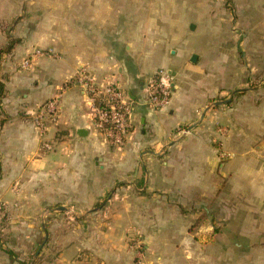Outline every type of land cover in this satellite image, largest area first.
Masks as SVG:
<instances>
[{
	"label": "crops",
	"instance_id": "obj_1",
	"mask_svg": "<svg viewBox=\"0 0 264 264\" xmlns=\"http://www.w3.org/2000/svg\"><path fill=\"white\" fill-rule=\"evenodd\" d=\"M188 1L0 0V31L8 30L0 40L19 39L0 60V202L12 220L0 235V264H134L136 252L123 244L133 228L149 244L144 264H264V84L237 96L205 78L193 89L185 84L182 73L205 74L204 49L223 44L202 0H191L197 15L189 28ZM235 5L244 59L264 62V16L257 38L251 18L239 15L242 1ZM198 26L209 42L191 49L187 37ZM47 48L59 57L15 70L28 52ZM152 56L158 68L148 65ZM80 68L136 102L123 148L94 130L84 90L71 82ZM159 70L170 73L171 102L152 111L143 89ZM54 98L57 122L41 133L34 112ZM202 212L216 231L209 248L151 244L177 237L173 221Z\"/></svg>",
	"mask_w": 264,
	"mask_h": 264
},
{
	"label": "rangeland",
	"instance_id": "obj_2",
	"mask_svg": "<svg viewBox=\"0 0 264 264\" xmlns=\"http://www.w3.org/2000/svg\"><path fill=\"white\" fill-rule=\"evenodd\" d=\"M242 1V11L241 8L238 9L239 15L247 18H251L253 24L255 25V34L258 36L261 35L260 29L262 28V18H263V10L264 6H261V3L264 2V0H241ZM204 9L207 11L206 15L209 16L212 20H215L214 22L219 24L222 27V31L220 33V40L221 45H218L216 47L214 46H207L206 49H204V52L202 53L204 56H206V61L202 62V71L205 74H201L197 76L195 73H190L189 71L186 73H182V78L186 80H182L189 85L188 87L194 88L196 84L200 82L201 79H208L209 80V88L212 86L210 83L213 82L214 86H217V88L222 91H226L228 96H231L232 94L234 96H237L238 93L241 91V88H256L257 86H260L264 84V62L258 61L256 58L258 56L255 55L254 61H247L244 59V47L243 44V32L242 30H236V26L233 29L237 17L235 15L236 12V5L235 0H202ZM194 1L192 2L189 0L186 4V13H184V19L187 24H189V28L191 29V25L194 26L196 19L195 10H194ZM245 14H243V13ZM248 21V20H247ZM203 22L206 23V27L209 32V27H211L210 23L211 20H209L206 16L203 17ZM264 25V24H263ZM207 29L200 34V27H197V31H193L189 36L187 37V41L190 43L191 49H196L204 46L205 43L208 41L210 35L207 33ZM8 30L0 31V34H4L3 32H7ZM235 31V32H234ZM236 34L234 37V43L231 39V36ZM241 34V35H240ZM4 36V35H3ZM13 40L17 41L19 44L18 38H12ZM239 39V41H238ZM9 41H3L0 40V60L7 55H10L11 52L14 50H11L9 53H5V49L8 45ZM17 44V45H18ZM16 45V46H17ZM247 49L249 46H245ZM176 48H182V47H176ZM252 48L254 51L259 50V44L258 41H256L255 44L252 45ZM223 54L225 60L222 62H215L216 55ZM256 54V53H255ZM195 56V55H192ZM157 57L152 56L151 60L148 63V65H152L155 68H158V65H155L157 62ZM150 65V66H151ZM16 71H22V72H28L30 69H22L20 67V62L16 64ZM219 70V71H218ZM201 78V79H200ZM184 86H182L183 88ZM223 100V99H221ZM111 196V195H110ZM16 208L15 206H13ZM106 207H109L108 202L105 201L101 208L105 209ZM196 209H191L190 212H195ZM66 213H74V209L72 207H67L65 209ZM181 214L187 213L183 210V208L180 207V210L178 211ZM6 215L8 216V219L4 220L0 218V235L4 233L5 230H8L11 223V216L9 210L6 212ZM198 218L192 221H173L174 225L171 229L180 231L179 235L177 237H171L170 239L167 238H155L154 241L151 243L153 246L158 244H165V245H183V246H195V247H204L205 249L209 248L212 244L213 236L216 233L215 230L211 229L210 226V218L205 214V212H202L199 214ZM10 217V218H9ZM158 223H155L157 226ZM130 227V226H129ZM162 228V227H161ZM130 229V228H129ZM134 229V228H133ZM129 230L125 234V238H123V244L129 246L132 248L136 254L134 255L133 262L134 264H144L146 262L145 260V249L144 247L148 244L146 243L144 236L140 229ZM137 230V231H136ZM185 230V231H184ZM149 245V244H148ZM162 256V255H158ZM181 256H187L182 255ZM191 257H194V254H190ZM211 254L204 253L201 255L203 258V261L209 260ZM33 257V254L28 255L26 258L28 260V263L31 262V259ZM199 262V261H197ZM209 263V262H207Z\"/></svg>",
	"mask_w": 264,
	"mask_h": 264
},
{
	"label": "built area",
	"instance_id": "obj_3",
	"mask_svg": "<svg viewBox=\"0 0 264 264\" xmlns=\"http://www.w3.org/2000/svg\"><path fill=\"white\" fill-rule=\"evenodd\" d=\"M59 55L52 49H33L21 61L22 69H30L34 60L39 58L57 59ZM73 84L83 88L87 102L90 105L91 122L94 130L102 136L110 147L121 149L132 129V117L136 102L132 101L115 82H98L80 68L71 79ZM170 73L157 71L146 83L143 89V105L152 110L160 111L169 107L172 96ZM58 98L39 105L33 115V124L41 133L46 129V123L54 124L58 119ZM52 149L49 143L43 145V150ZM223 155L222 158H228ZM8 206L0 202V218L8 219Z\"/></svg>",
	"mask_w": 264,
	"mask_h": 264
},
{
	"label": "trees",
	"instance_id": "obj_4",
	"mask_svg": "<svg viewBox=\"0 0 264 264\" xmlns=\"http://www.w3.org/2000/svg\"><path fill=\"white\" fill-rule=\"evenodd\" d=\"M18 44L17 41L15 40H10V42L8 43L6 49H5V53H9L11 50H13L15 48V46ZM3 96V87L0 84V97Z\"/></svg>",
	"mask_w": 264,
	"mask_h": 264
},
{
	"label": "water",
	"instance_id": "obj_5",
	"mask_svg": "<svg viewBox=\"0 0 264 264\" xmlns=\"http://www.w3.org/2000/svg\"><path fill=\"white\" fill-rule=\"evenodd\" d=\"M191 60L194 61L195 60V56H193Z\"/></svg>",
	"mask_w": 264,
	"mask_h": 264
}]
</instances>
